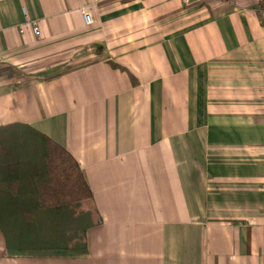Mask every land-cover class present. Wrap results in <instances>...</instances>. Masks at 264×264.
Returning <instances> with one entry per match:
<instances>
[{"label": "crops", "instance_id": "crops-1", "mask_svg": "<svg viewBox=\"0 0 264 264\" xmlns=\"http://www.w3.org/2000/svg\"><path fill=\"white\" fill-rule=\"evenodd\" d=\"M263 12L0 0V126L64 147L101 219L86 250H9L0 230V264H264Z\"/></svg>", "mask_w": 264, "mask_h": 264}, {"label": "trees", "instance_id": "trees-1", "mask_svg": "<svg viewBox=\"0 0 264 264\" xmlns=\"http://www.w3.org/2000/svg\"><path fill=\"white\" fill-rule=\"evenodd\" d=\"M101 222L75 158L36 129L0 126V230L9 250H86Z\"/></svg>", "mask_w": 264, "mask_h": 264}, {"label": "built area", "instance_id": "built-area-1", "mask_svg": "<svg viewBox=\"0 0 264 264\" xmlns=\"http://www.w3.org/2000/svg\"><path fill=\"white\" fill-rule=\"evenodd\" d=\"M81 12H82L83 19H84L85 23L87 25L92 24L93 23V18H92V15H91L90 11L86 10L85 8H83L81 10ZM262 16L264 17V12L262 13ZM27 28H30V30L33 32V34L36 37L40 36V29H39V27L37 25H35V24H27L25 26L20 27V31L24 32Z\"/></svg>", "mask_w": 264, "mask_h": 264}]
</instances>
